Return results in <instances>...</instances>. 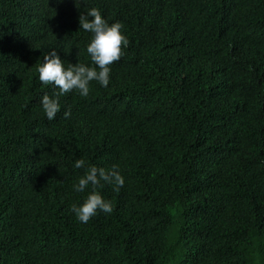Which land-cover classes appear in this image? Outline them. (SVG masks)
<instances>
[{"label":"trees","instance_id":"16d2710c","mask_svg":"<svg viewBox=\"0 0 264 264\" xmlns=\"http://www.w3.org/2000/svg\"><path fill=\"white\" fill-rule=\"evenodd\" d=\"M91 7L130 43L50 121L36 67L92 66ZM80 158L125 180L87 223ZM0 264H264V0H0Z\"/></svg>","mask_w":264,"mask_h":264},{"label":"clouds","instance_id":"9594fccd","mask_svg":"<svg viewBox=\"0 0 264 264\" xmlns=\"http://www.w3.org/2000/svg\"><path fill=\"white\" fill-rule=\"evenodd\" d=\"M79 25L80 29L91 33L90 43L87 45L86 51L92 66L83 63L75 65L70 63L65 68L63 60L53 49L44 55L43 62L36 67L40 82L45 86L51 85L58 89L52 97L45 94L41 100L43 111L50 121L54 120L61 110L59 103L61 96L76 92L81 97H87L92 81L107 87L110 81L111 66L124 56V49L130 43L123 34V25L120 22L109 24L97 7H91L81 13ZM70 115V109L64 112L65 118ZM74 167L85 170L78 182L73 185L74 190L84 192L91 186V192L81 204L71 205L70 210L75 214L76 219L82 223H87L98 212L110 214L113 211L111 201L106 200L97 189L102 188L104 184H110L118 192L124 186L125 180L118 165H112L110 169H105L88 165L84 159L80 158L76 159Z\"/></svg>","mask_w":264,"mask_h":264}]
</instances>
